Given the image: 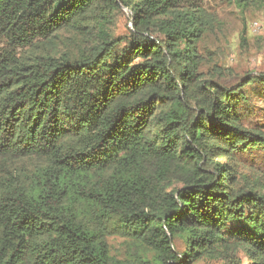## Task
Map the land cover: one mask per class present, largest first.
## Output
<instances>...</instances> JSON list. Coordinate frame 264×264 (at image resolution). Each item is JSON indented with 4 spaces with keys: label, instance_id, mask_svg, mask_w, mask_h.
Instances as JSON below:
<instances>
[{
    "label": "trees",
    "instance_id": "16d2710c",
    "mask_svg": "<svg viewBox=\"0 0 264 264\" xmlns=\"http://www.w3.org/2000/svg\"><path fill=\"white\" fill-rule=\"evenodd\" d=\"M206 25L188 0H0V264H264V76L206 77Z\"/></svg>",
    "mask_w": 264,
    "mask_h": 264
},
{
    "label": "rangeland",
    "instance_id": "374dc122",
    "mask_svg": "<svg viewBox=\"0 0 264 264\" xmlns=\"http://www.w3.org/2000/svg\"><path fill=\"white\" fill-rule=\"evenodd\" d=\"M188 2L206 16L205 34L197 45L204 64L202 72L206 77L212 74L214 63L227 74L219 82L223 87L236 88L244 83L246 77L259 79L264 76V0H254L246 8L239 7L232 0ZM129 26L130 14L122 9L113 18L111 33L114 38L125 36ZM241 38L244 42H241ZM245 88L246 92H252L253 89L259 91L263 87L253 84ZM244 123L264 130V100L260 95L250 97ZM110 244L114 253L122 252L121 239H111ZM173 250L179 256L186 253L184 235L179 234L173 239ZM242 262L248 264L244 259ZM195 264H221V261L205 258Z\"/></svg>",
    "mask_w": 264,
    "mask_h": 264
}]
</instances>
